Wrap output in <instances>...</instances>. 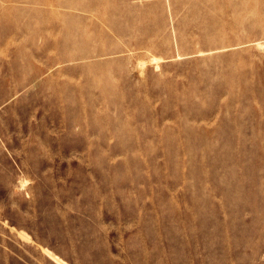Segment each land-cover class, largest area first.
<instances>
[{
  "label": "rangeland",
  "instance_id": "1",
  "mask_svg": "<svg viewBox=\"0 0 264 264\" xmlns=\"http://www.w3.org/2000/svg\"><path fill=\"white\" fill-rule=\"evenodd\" d=\"M0 264H264V0H0Z\"/></svg>",
  "mask_w": 264,
  "mask_h": 264
}]
</instances>
